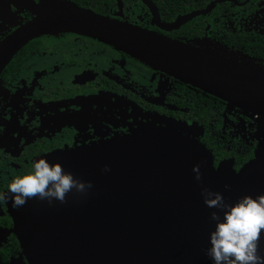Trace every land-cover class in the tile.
<instances>
[{
    "label": "water",
    "instance_id": "obj_1",
    "mask_svg": "<svg viewBox=\"0 0 264 264\" xmlns=\"http://www.w3.org/2000/svg\"><path fill=\"white\" fill-rule=\"evenodd\" d=\"M33 10L34 20L3 45L0 72L33 37L73 32L264 122V68L227 50L197 48L57 0H40ZM197 15L160 27L176 29ZM202 135L196 123L156 116L121 140L46 158L92 188L83 196L69 193L63 204L32 198L13 208L8 202L13 233L30 264H211L204 249L212 209L203 204L201 188L220 192L226 202L264 193V148L236 172L232 160L214 167ZM193 165L200 167L199 183ZM259 251L264 255V236Z\"/></svg>",
    "mask_w": 264,
    "mask_h": 264
},
{
    "label": "flooded vegetation",
    "instance_id": "obj_2",
    "mask_svg": "<svg viewBox=\"0 0 264 264\" xmlns=\"http://www.w3.org/2000/svg\"><path fill=\"white\" fill-rule=\"evenodd\" d=\"M57 1L197 48H221L264 68V0ZM39 5L0 0L1 56L5 42L34 20ZM193 14L199 15L176 29L160 27ZM207 107L208 121L200 116ZM220 108L232 128L246 132L255 126L240 110L98 40L73 32L40 34L17 48L0 72V191L37 157L121 140L156 116L196 123L214 167L232 160L237 172L254 158L259 134L254 128L245 144L229 147L211 129ZM191 113L198 120L184 117ZM13 230L9 205L0 204V264H30Z\"/></svg>",
    "mask_w": 264,
    "mask_h": 264
},
{
    "label": "clouds",
    "instance_id": "obj_3",
    "mask_svg": "<svg viewBox=\"0 0 264 264\" xmlns=\"http://www.w3.org/2000/svg\"><path fill=\"white\" fill-rule=\"evenodd\" d=\"M199 165H193V179L200 182ZM102 171L107 172L105 165ZM6 191H0V204L10 201L13 208L22 207L35 198L49 206L53 202L65 203L69 193L83 196L92 188L90 181L81 180L65 171L59 163H50L44 157L30 161V168L23 175L8 179ZM224 188L227 190L228 185ZM203 204L212 209L204 255L211 264H264L259 251V241L264 236V193L243 195L226 202L220 192L201 188Z\"/></svg>",
    "mask_w": 264,
    "mask_h": 264
},
{
    "label": "rangeland",
    "instance_id": "obj_4",
    "mask_svg": "<svg viewBox=\"0 0 264 264\" xmlns=\"http://www.w3.org/2000/svg\"><path fill=\"white\" fill-rule=\"evenodd\" d=\"M49 40L57 41L56 37L50 38ZM217 51L220 54H226V52H228V51L225 52V50H217ZM112 53L114 54V52ZM229 111L232 113H237V111H235L232 108H229ZM240 112L243 116H245L248 119V121H250L255 125L253 128L251 127L250 129L246 130V132L240 131L239 128L237 127L232 128L231 125L224 120L223 108H220L216 113V117L213 119V123L211 124V129L213 133H215L219 138L225 136L226 138L225 142L228 143L229 147H233L235 146L236 143L238 144V146H240L241 144H245L244 138H248V136H251L255 128L259 134V137H257L258 138L257 141L259 142L258 147L262 146V148H264V130L262 129V127H264V122H262L259 119H254L252 115L248 116L242 111Z\"/></svg>",
    "mask_w": 264,
    "mask_h": 264
},
{
    "label": "trees",
    "instance_id": "obj_5",
    "mask_svg": "<svg viewBox=\"0 0 264 264\" xmlns=\"http://www.w3.org/2000/svg\"><path fill=\"white\" fill-rule=\"evenodd\" d=\"M195 102L196 101L194 99L193 103H195ZM191 110L195 111V109H191ZM201 110H202L201 115H200L201 118L206 119L208 121L209 117L212 116V112L210 111L209 107H207L205 109L202 108ZM184 117L190 119L191 121L198 120L193 113H191L190 116H185V114H184ZM208 147H210V146L208 145Z\"/></svg>",
    "mask_w": 264,
    "mask_h": 264
}]
</instances>
